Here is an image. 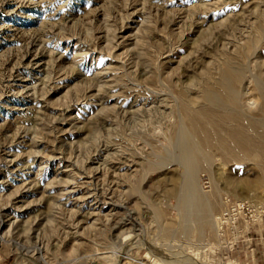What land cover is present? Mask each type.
I'll list each match as a JSON object with an SVG mask.
<instances>
[{
	"label": "rangeland",
	"instance_id": "rangeland-1",
	"mask_svg": "<svg viewBox=\"0 0 264 264\" xmlns=\"http://www.w3.org/2000/svg\"><path fill=\"white\" fill-rule=\"evenodd\" d=\"M0 264H264V0H0Z\"/></svg>",
	"mask_w": 264,
	"mask_h": 264
},
{
	"label": "bare ground",
	"instance_id": "bare-ground-1",
	"mask_svg": "<svg viewBox=\"0 0 264 264\" xmlns=\"http://www.w3.org/2000/svg\"><path fill=\"white\" fill-rule=\"evenodd\" d=\"M232 78H235L236 75H232L231 76ZM232 84V82H231ZM231 86L232 85H228L227 86V89H222L224 92H227L228 90L231 89ZM227 90V91H226ZM233 91V90H232ZM231 91V92H232ZM228 97V96H227ZM192 116V115H191ZM214 116V115H213ZM199 117V116H198ZM204 118V116H203ZM214 118V117H213ZM191 129H189L190 131H186L185 132V135H187L188 133V138L182 134V138L180 139V142L182 145H180V148L182 146V163L185 165V164H188L189 161L187 160V156H186V152H187V149L189 150V148H191V146L189 147L188 146V143H190V141L193 142V144H198V145H201L199 142V140H201V138L203 137H206L208 138V134L210 135V133H207V131L204 129V127L202 126L201 122L196 118H191ZM184 133V132H183ZM187 133V134H186ZM226 133V132H225ZM231 138H232V142L230 141V143H232L231 145H234L235 147H238V148H241L242 150L245 149L246 147H248V141H245L244 138H243V135L241 132H233L231 134ZM216 138V137H215ZM226 139V136L224 137ZM228 138V137H227ZM209 139V138H208ZM207 140V139H206ZM211 140V139H210ZM204 141V140H203ZM208 141V140H207ZM224 141V140H223ZM179 142V143H180ZM195 142V143H194ZM205 142V141H204ZM203 142V143H204ZM251 145V144H250ZM189 147V148H188ZM190 153V151H189ZM191 158V156H190ZM190 164V163H189ZM192 165V164H191ZM115 228V227H114ZM121 229V228H120Z\"/></svg>",
	"mask_w": 264,
	"mask_h": 264
}]
</instances>
